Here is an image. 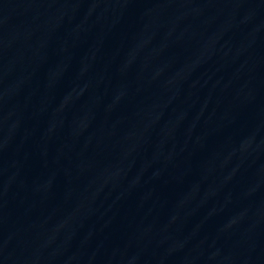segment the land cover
<instances>
[{
    "label": "water",
    "instance_id": "obj_1",
    "mask_svg": "<svg viewBox=\"0 0 264 264\" xmlns=\"http://www.w3.org/2000/svg\"><path fill=\"white\" fill-rule=\"evenodd\" d=\"M0 264H264V0H0Z\"/></svg>",
    "mask_w": 264,
    "mask_h": 264
}]
</instances>
